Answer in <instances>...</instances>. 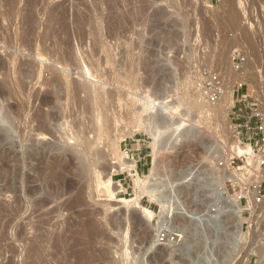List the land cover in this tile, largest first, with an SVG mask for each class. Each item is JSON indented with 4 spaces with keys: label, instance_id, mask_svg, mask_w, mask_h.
<instances>
[{
    "label": "rangeland",
    "instance_id": "1",
    "mask_svg": "<svg viewBox=\"0 0 264 264\" xmlns=\"http://www.w3.org/2000/svg\"><path fill=\"white\" fill-rule=\"evenodd\" d=\"M102 44L110 46L111 53L104 52ZM236 53L243 55L244 61L232 63ZM244 53H250L249 57ZM244 63L248 70L241 71ZM120 64L129 65V70L124 69L130 73L128 79L132 78L122 84L116 76L127 72ZM235 66L244 75H239ZM132 67L138 71L130 70ZM213 79L219 83V95L225 88L230 96V112L218 116L214 125L224 129L225 150L198 110L199 103L218 101L210 99ZM188 80L193 82L188 85ZM87 83L101 92H110L115 111L119 109L109 129V140L119 143L118 137L122 136V152L125 148L135 150V141L140 140L147 167L138 166L139 174L115 172L119 157L114 152L106 158H94L82 144L88 131L87 104L83 105L87 94L79 89L80 84ZM130 84H136V88L132 86L130 90ZM2 93L0 105L8 108L6 112L20 133L14 132L0 144V264L261 263L264 219L257 214L251 219L242 216L238 221L223 216L219 225L231 223L232 229H216L207 211L218 184H223L231 196L239 194L227 185L233 170H248L250 180L257 177L248 143L239 142L232 133L237 124L232 121V112L241 96L264 109V0H0ZM54 93L58 101L43 108L57 115L49 123L52 136L33 138L32 129L39 125L34 114L40 109V99ZM65 93L71 95L67 102ZM123 102L126 108L119 107H124ZM151 102L144 111L142 105ZM68 103L71 114L63 110ZM250 113L249 108L244 110L245 116ZM124 115L126 120L122 119ZM174 121L182 124L184 132L167 141ZM155 129L162 131L161 163L156 174L158 192L155 197L143 195L137 200L154 212L147 224L140 215L129 214L130 209L120 200L134 198L140 184L138 176L147 179L150 175L153 155L148 131ZM42 145L74 156L72 165L63 161L67 169L59 181L54 179L58 169H36L37 162L29 157L31 149L39 150ZM102 145L103 142L96 144L95 155H100ZM231 151L234 154H228ZM81 164L91 165L92 172L84 173ZM187 174L189 187L177 185L179 178ZM111 178L121 184L116 195L119 201L108 199ZM29 186L38 188L31 198L28 196L30 199L26 196ZM45 195L49 202L40 207ZM180 206L189 212L185 211L188 216L203 213L204 217L198 219L201 223H194V227L185 218L177 219L175 226L182 234L176 233L181 240L168 239L160 247L157 243L150 247L149 236L156 229L157 216L176 208L184 213ZM246 221L250 225L244 224L242 231ZM190 232L193 233L188 235ZM78 254H83L79 262Z\"/></svg>",
    "mask_w": 264,
    "mask_h": 264
},
{
    "label": "bare ground",
    "instance_id": "2",
    "mask_svg": "<svg viewBox=\"0 0 264 264\" xmlns=\"http://www.w3.org/2000/svg\"><path fill=\"white\" fill-rule=\"evenodd\" d=\"M227 8H229L230 10H231V8L230 7H227ZM228 10V9H227ZM229 10V11H230ZM226 11V10H225ZM228 11V12H229ZM230 13V12H229ZM249 27V26H248ZM247 31H248V29H247ZM245 33H247V32H245ZM248 33H249V31H248ZM243 34H244V31H243ZM245 35V34H244ZM246 37V36H245ZM248 37H249V34H248ZM251 38H253V37H251ZM258 38H259V36H258ZM253 41V40H252ZM240 42H241V40H240ZM246 41H244V43H245ZM249 43V42H248ZM255 43V42H254ZM247 44V43H246ZM245 44V45H246ZM252 44V43H251ZM250 44V45H251ZM250 45H248V46H250ZM254 45V44H253ZM108 46V45H107ZM106 45L104 46V44H102L101 45V48L104 50V52H106V53H111L110 51L112 50V48H110V46L109 47H107ZM247 48V47H246ZM111 49V50H110ZM245 50V49H244ZM253 50V49H252ZM252 50H250V51H252ZM103 52V53H104ZM248 52V51H247ZM113 54V53H112ZM111 54V55H112ZM240 54V53H239ZM242 54H243V50H242ZM250 54V53H249ZM248 53L247 54H245L244 53V55L246 56L247 55V57H249L248 55H249ZM110 55V54H109ZM108 55V56H109ZM107 55H106V57H107V59L109 58ZM241 56H243V55H241ZM112 57H113V55H112ZM246 58V57H245ZM111 59V58H110ZM248 59V58H247ZM109 60V59H108ZM249 60V59H248ZM250 61V60H249ZM111 62H113V61H111ZM130 63H132V62H130ZM113 64V63H112ZM135 64H136V62H135ZM111 65V64H110ZM117 65H118V63H117ZM130 65H132V64H130ZM246 65H247V63H244L243 65H242V68H241V71L242 70H245L247 67H246ZM113 67H115V65H112ZM111 66V67H112ZM129 65H127L126 67H128ZM133 66V65H132ZM117 67V66H116ZM119 67V66H118ZM122 67V65L120 64V68ZM126 67H122L121 69H123V70H126L127 68ZM136 67V66H135ZM138 67V66H137ZM136 67V68H137ZM124 68H126V69H124ZM133 68V67H132ZM135 68V69H136ZM114 69H116V68H114ZM134 68L133 69H131L130 68V70H135ZM112 70V69H111ZM120 70V69H119ZM127 70H129V69H127ZM127 70L125 71V72H127ZM247 70H248V68H247ZM112 71H114V70H112ZM116 71H118L117 69H116ZM122 71V70H121ZM121 71H119V73L121 72ZM135 71H138V70H135ZM240 71V70H239ZM241 71H240V73H239V75L240 74H243L244 75V73L245 72H242L241 73ZM132 72V71H131ZM112 73V72H111ZM237 73V72H236ZM115 74H117L116 72H115ZM121 74V73H120ZM123 74V73H122ZM129 74V75H128ZM137 74V73H136ZM171 74V73H170ZM111 76H113L112 74H111ZM110 76V77H111ZM116 76V75H115ZM130 76V73H128L127 72V75H126V73H124V75L123 76H120V75H118L117 74V78H116V80L118 81V83H120L121 82V84H122V82H124V80H131V79H128V77ZM132 77H133V75H132ZM113 78H114V76H113ZM188 79H190V78H188ZM111 80V79H110ZM114 79H112V81H113ZM116 80H114V82L116 81ZM134 80V79H133ZM137 80V79H136ZM185 80H187V78L185 79ZM185 80H184V82H185ZM191 81V80H190ZM126 82V81H125ZM129 82V81H128ZM131 82V81H130ZM136 82V81H135ZM134 82V83H135ZM188 82H189V80H188ZM191 82H193V81H191ZM191 82H189V84L188 85H190V83ZM113 83V82H112ZM132 83H133V81H132ZM85 84V83H84ZM116 84V83H115ZM125 84V83H124ZM126 84H128V83H126ZM138 84V83H137ZM195 84V83H194ZM193 84V86H195ZM81 85V89H79V91L81 90V91H84V92H86V98H85V102H83V105H84V103L85 104H87L86 105V112H87V120H88V131H86V133L84 134V140L82 141V144L89 150V152L90 153H92V154H94V155H90V156H92V157H101V158H106L107 156H109L108 154H111L110 152H114L115 153V155L114 156H118L119 157V163L114 167L115 168V172H117V173H122V172H125V173H127V175H131V173H133V175L135 176V174H137V173H134V172H131V169H133L134 168V166H135V161L134 160H131L130 158H128L125 154H124V152H122L121 150H120V147H119V144H120V141L122 140V136H120L119 135V137H118V141H119V143H116V140H109V137H110V131H109V129H110V127H111V125H112V123H113V118H115V116L117 115L116 113V111H118L119 109V107H122V108H126L125 107V103L123 104L124 105V107L123 106H119L117 109L118 110H116L115 111V109H116V106H114V102L112 103V94L110 93V92H101V91H99L98 89H96V88H93V87H91V86H89L88 85V83H87V85H82V84H80ZM79 85V86H80ZM131 85V84H130ZM136 85V84H135ZM133 86V85H131V87H129V88H131L130 90H132V86L133 87H135L136 88V86ZM187 85V86H188ZM192 85V84H191ZM117 86H119V84H117ZM122 86V85H121ZM126 86V85H125ZM185 86V85H184ZM76 87V86H75ZM78 87V86H77ZM123 87H124V85H123ZM189 87H192V86H189ZM188 87V88H189ZM126 89H127V87H125ZM125 88H123V90H125L126 91V89ZM129 88H128V90H129ZM185 88H187V87H185ZM195 88V87H194ZM223 88V87H222ZM189 89H191V88H189ZM75 90V89H74ZM73 90V91H74ZM116 90V89H115ZM130 90H129V92H130ZM77 91V90H76ZM221 91V90H220ZM120 92H122V91H120ZM128 93V92H127ZM220 93V92H219ZM71 94V93H70ZM1 95H3V93L2 94H0V96ZM40 95V94H39ZM38 96V95H37ZM69 96H71V95H69V94H64V96L63 97H65L66 98V102H67V100L69 101ZM115 96V95H114ZM118 96V95H117ZM119 96H120V94H119ZM124 96V95H123ZM121 97H122V95H121ZM120 97V98H121ZM219 97L220 98H218V101L215 103V104H212L211 102L209 103L208 102V104H203V103H199V105H198V110L200 111V113L201 114H203L201 117H203L204 116V121H206L205 123H207L208 122V125H209V127H211L210 129H211V131H212V133L211 134H215L214 136H216V137H218L219 139H220V142H218L219 143V145H220V147L222 148V149H224L225 148V146H226V141L224 140V129L222 130L221 128H219V127H217V126H214L215 125V121L218 119V116H220V115H226V114H228L229 112H230V104H229V102H230V96H229V94H228V92L225 90V88H224V90L222 91V94H220L219 95ZM58 99H59V96L57 95V94H51L50 96H44L43 95V97H42V99H40V109H39V111H38V113H37V115H35L34 114V117H36V118H34V119H38V122L39 123H37L36 122V124H39V125H37V128L36 129H32V135H33V138L34 137H38V139L39 138H45V137H47V136H52V132H51V130H50V128H49V123L51 122V121H53V120H55L54 119V117L53 116H55V115H53V113L52 112H44L43 111V108L44 107H48L49 105H52V103L54 102V103H56L55 101H58ZM61 100V99H60ZM65 100V99H64ZM73 100V99H72ZM71 100V101H72ZM122 100H124V98L122 97ZM130 100V99H129ZM120 101V100H119ZM87 102V103H86ZM121 102V101H120ZM126 102V101H125ZM133 102H135L134 101V99H133ZM70 103V102H69ZM69 103L67 104V106H65V105H63L64 106V108H63V110L65 111V112H67V113H70V106L71 105H69ZM72 104H73V102H71ZM70 103V104H71ZM81 103V102H80ZM122 103V102H121ZM137 103V102H136ZM58 104V103H57ZM65 104V103H64ZM120 103L118 102V105H119ZM129 104H131V101H130V103ZM150 104H153V102H151V103H145V104H143L142 106H143V108L142 109H145L144 111H146L148 108H150ZM83 105H79L80 107H82ZM122 105V104H121ZM132 105H133V103H132ZM136 105V104H135ZM61 106V105H60ZM141 106V107H142ZM37 107H38V105H37ZM133 107V106H132ZM136 107V106H135ZM82 108H85V106H83ZM130 108V106L128 107V109ZM131 109V108H130ZM135 109V108H134ZM6 110H8V108H6ZM6 110H5V108H3L1 105H0V112L2 113V116H1V120H0V144H2V143H4V142H6L7 140H9L11 137H12V134L14 133V132H16L17 134L18 133H20V131H18V130H16L15 128H14V125H13V118L9 115L10 113L7 111L6 112ZM120 110H123V109H121L120 108ZM132 110V109H131ZM141 110V109H140ZM62 111V110H61ZM64 111H62L63 112V114L65 113ZM72 111V110H71ZM128 111V110H127ZM130 111V110H129ZM120 112V111H119ZM124 112V111H123ZM131 112V111H130ZM134 112H139V110L137 111V110H135ZM66 113V114H67ZM126 115H127V113L126 112H124ZM136 113H135V115H136ZM55 114V113H54ZM71 114V113H70ZM116 114V115H115ZM120 114H122V111L120 112ZM120 114H118L119 116H121ZM131 114V113H130ZM60 115V114H59ZM134 115V116H135ZM172 115V114H171ZM171 115H170V117L169 118H172L171 117ZM57 116V115H56ZM55 116V117H56ZM66 116H68V115H66ZM123 116V115H122ZM125 116V115H124ZM131 115H129V118H133V117H130ZM65 117V116H64ZM118 117V116H117ZM126 117L127 116H125L124 118L122 117V119H124V120H126ZM117 119H119V118H117ZM134 119V118H133ZM136 119V118H135ZM168 120H172V119H167V121ZM34 121V120H33ZM127 121H129L128 119H127ZM127 121H125L126 123H127ZM166 121V120H165ZM168 123V122H167ZM171 123V122H170ZM159 124H161V123H159ZM161 125H163V124H161ZM170 124H168V126H169ZM173 125H174V127H173ZM171 126H172V133L170 134V136H169V139H167V141L169 140V141H173L174 140V138L176 137V136H179V134H181L182 132H184V130L182 131V124H176V122L174 121V122H172L171 123ZM207 126V125H206ZM164 127H167V126H165L164 125ZM170 127V126H169ZM232 128V127H231ZM207 129H209V128H207ZM209 129V130H210ZM187 130V129H186ZM208 130V131H209ZM147 131V130H146ZM182 131V132H181ZM188 131V130H187ZM207 131V130H206ZM207 131V132H208ZM210 131V132H211ZM31 132V131H30ZM192 133V132H191ZM190 133V134H191ZM232 133H234V131H232ZM29 134V133H28ZM27 134V136H29ZM148 134H149V136H150V138H151V140H152V142L150 143V147H151V149H152V155H153V161H152V167H151V171H150V175H149V177L146 179V178H144V177H139L138 176V178H139V181H140V184L136 187V190H138L137 192V195L134 197V198H132V199H129V200H120V201H122L121 203L122 204H124L125 206H127L126 208L127 209H130V212L131 213H129V214H131L133 217H135L136 215L134 214V212H138L139 213V215L141 216V218H143V219H145V221L147 222V224L150 222V220L153 218V216H154V212L152 211V210H150V209H148V208H146V207H143V206H141L140 204H138L137 203V200H138V198H140L141 196H143V195H149V196H152V197H155L156 196V192H158L157 191V187H156V180L158 179H156V174H157V172H158V169L160 168L159 167V164L161 163V161H159L160 160V148H161V144H160V142H159V137H160V135L162 134V131H160V130H158V129H155V130H150V131H148ZM210 134V135H211ZM21 135V134H20ZM19 135V136H20ZM88 135H91L92 137H88ZM235 136H236V134H235ZM235 136H234V138H235ZM32 137V136H31ZM174 137V138H173ZM226 137V136H225ZM29 138V137H28ZM26 139V138H25ZM31 139V138H30ZM172 139V140H171ZM190 139V138H189ZM27 140V139H26ZM35 140V139H34ZM228 141V140H227ZM231 141V140H230ZM36 142V141H35ZM100 142H103V145H102V149L100 150V152H98V154H100V155H95V154H97V153H95V151H94V149H95V147H96V144H98V143H100ZM113 143H115V148L113 147ZM166 144H168V143H166ZM189 144V143H188ZM201 144V143H200ZM77 145V144H76ZM227 147V146H226ZM73 148V147H72ZM75 148V147H74ZM36 149V148H35ZM112 149H113V151H112ZM63 149H61L60 150V148L59 149H56L55 147H52V146H50V145H42L41 146V148H39V150H36V151H34L33 149H31L30 151H32V153L33 154H31V152H30V155H29V157L30 158H33L34 159V161H36L37 162V167H36V169H39V170H42V168L43 169H46L47 171H48V169H58V172H54V175H50V176H54V179H60L62 176H65L64 174H66L65 172H66V169H67V166H65V164L63 165V161H67L68 162V164L69 165H72L73 164V161H74V156L72 155V153H70V152H68V151H62ZM76 150V149H75ZM75 150H74V152H75ZM225 150V149H224ZM228 150H230V149H228ZM231 150H232V148H231ZM38 151V152H37ZM118 151H120L118 154H117V152ZM53 152H56L55 154H53ZM113 153V154H114ZM232 153L234 154V152L233 151H231V153L229 152L228 154H231L232 155ZM51 154V155H50ZM113 156V155H112ZM19 157V156H18ZM162 157V156H161ZM27 158H28V156H27ZM227 159V158H226ZM224 160V159H223ZM249 161V160H248ZM16 162L18 163L19 161H18V158H16ZM18 165H19V163H18ZM20 165H21V163H20ZM226 165H228V164H226ZM81 166L83 167V171H84V173H91L92 172V169H91V165H89V164H84V165H82L81 164ZM16 167H17V165H16ZM18 168V167H17ZM33 168H34V166H33ZM29 169H30V167H29ZM31 169H32V166H31ZM35 169V170H36ZM106 169V168H105ZM34 170V169H33ZM32 170V171H33ZM45 170V171H46ZM19 171V170H18ZM17 171V172H18ZM37 171V170H36ZM36 171H34V173L36 172ZM44 171V172H45ZM52 171V170H51ZM41 173H43V172H41ZM40 172H38V174H41ZM52 173V172H51ZM37 174V175H38ZM45 174H46V172H45ZM47 175V174H46ZM158 175V174H157ZM188 175L189 174H187V175H185V176H183V177H181V178H179L180 179V183H177V185H181V186H185V185H187L188 187H189V180H190V178H188ZM43 176V175H42ZM49 176V175H48ZM17 177H19V176H17ZM30 177V176H29ZM45 177V176H44ZM46 178H47V176H46ZM45 178V179H46ZM261 178L262 179H264V173L263 174H261ZM49 179V178H48ZM62 179V178H61ZM142 179H144V180H142ZM178 179V180H179ZM29 180V182H30V178L28 179ZM27 180V181H28ZM53 180V179H52ZM178 180H177V182H178ZM44 181V180H43ZM56 181V180H55ZM59 181V180H58ZM57 182V181H56ZM218 182V181H217ZM43 184V183H42ZM45 185H46V181H45ZM45 185H44V187H45ZM48 185V184H47ZM217 186H219V189H215L216 190V192H215V194H213L212 195V199H211V204L209 205V208H208V211L207 212H209L210 214H209V218L211 219V221L213 220V219H217V217H216V214H213L212 212H211V208L212 207H218L219 205H220V203L221 204H223L224 205V207L226 208L225 209V215H223V216H228V217H230L229 219H231V217H233V218H235V220H240V217H242V215H241V212H242V207L239 205V203L236 201V200H234V196H231V195H229V193L228 192H226L225 191V189L223 188V184L221 185V184H218ZM216 186V187H217ZM221 186V187H220ZM31 186H29V189H28V191L27 190H25V191H27V197L29 196L30 198L32 197V195L33 194H35V192L38 190V188H30ZM173 187H175V185L173 186ZM18 188V187H17ZM20 188V187H19ZM47 188V187H46ZM43 189V188H42ZM121 189H122V187H121V184L118 182V183H115V182H113L112 181V178H111V182H110V185H109V187H108V189H107V193H108V191H110L108 194V199L109 200H115V201H119V200H117V198H116V195L119 193V191H121ZM173 189H176V188H173ZM49 191V190H48ZM48 191H46V193H49ZM68 191H69V189H68ZM53 192V191H52ZM64 192H66V191H64ZM54 193V192H53ZM59 193V192H58ZM49 195V194H48ZM46 196L47 198H46V200H42L39 204H40V207H41V205L43 206L44 204H45V202L46 201H48L49 202V196H51V195H49V196ZM54 196V195H53ZM52 196V197H53ZM61 196V195H60ZM63 196H64V194H63ZM28 197V198H29ZM51 197V198H52ZM29 198V199H30ZM50 198V199H51ZM57 198V197H56ZM27 199V198H26ZM45 199V198H44ZM48 199V200H47ZM19 200V199H18ZM17 200V201H18ZM36 200V199H35ZM57 200V199H56ZM28 201H30V200H28ZM38 201H40V200H38ZM51 201V200H50ZM19 202V201H18ZM47 202V203H48ZM249 203L250 204H253V201H252V199L249 197ZM36 204H38V203H36ZM36 204H33V205H35L36 206ZM46 205V204H45ZM254 205V204H253ZM39 207V206H38ZM43 207H45V206H43ZM43 207H42V209H43ZM177 207H179V206H177ZM254 207H255V205H254ZM37 208V207H36ZM180 208H182L181 206H180ZM38 209V208H37ZM175 209V208H174ZM183 209V208H182ZM181 210V209H180ZM180 210H178L177 208L175 209V210H171V212L170 213H168V214H165L166 215V217L167 216H170L171 217V219L173 220V219H179V218H181L182 217V215H184V216H186L189 212H187L186 210H184V213L183 212H181ZM37 211V210H36ZM127 211H129V210H127ZM187 212V214H186V212ZM206 212V213H207ZM205 213V214H206ZM208 214V213H207ZM130 215V216H131ZM131 216V217H132ZM188 216V215H187ZM190 217H192V219H195L196 217H194V216H190ZM254 218H255V216H253ZM233 218H232V220H233ZM257 218V217H256ZM210 219H208L209 221H210ZM222 219V217L220 218V219H217L216 221H213L212 223H218L219 224V222H220V220ZM228 219V220H229ZM259 219V218H258ZM210 221V222H211ZM209 222V223H210ZM223 222V221H222ZM256 222V221H255ZM190 223H193V224H190V225H192V226H194V227H196L195 225H194V223H196V221H190ZM197 223H201L200 221L199 222H197ZM235 224V223H234ZM239 224V223H238ZM237 224V225H238ZM198 225V224H197ZM202 225V224H201ZM148 226V225H147ZM189 226V225H188ZM24 228V227H23ZM148 228V227H147ZM149 228H150V226H149ZM148 228V229H149ZM186 228V227H185ZM192 228V227H191ZM197 228H199V225H198V227ZM235 228V227H234ZM238 228H239V226H238ZM21 229V228H20ZM85 230V229H84ZM85 231H87V230H85ZM151 231V230H150ZM189 231H192V230H189ZM193 231H195V230H193ZM22 232V231H21ZM89 232V231H88ZM92 232V231H91ZM152 232V231H151ZM176 232H178V234H182V232H179V230H178V228L177 227H175L174 229H172V231H171V233L172 234H174V235H178ZM187 232H188V229H187ZM186 232V233H187ZM234 232V231H233ZM191 233H193V232H190L188 235H190ZM228 233H230V232H228ZM232 233V232H231ZM230 233V234H231ZM19 234V233H18ZM196 234V233H195ZM226 234V233H225ZM20 235V234H19ZM155 235H157V228L155 229V231L153 230V234L151 233V235L149 236V237H151L152 236V240H150L151 241V243H149L150 244V247L151 246H154V245H156V242H157V239L155 240ZM229 235V234H228ZM232 235V234H231ZM236 235V234H235ZM179 236H181V235H179ZM233 236V235H232ZM188 237V236H187ZM193 237V236H192ZM195 237V236H194ZM193 237V238H194ZM227 237V236H226ZM238 237V236H237ZM244 237V236H243ZM253 237V236H252ZM95 238V237H94ZM93 238V239H94ZM189 238V237H188ZM187 238V239H188ZM223 238H224V235H223ZM229 238H230V236H229ZM236 238V237H235ZM244 239V238H243ZM192 240V239H191ZM226 240L228 241V237L226 238ZM230 240V239H229ZM234 240V239H233ZM189 241V240H188ZM224 242V241H223ZM233 242H235V241H233ZM253 242V241H252ZM257 243V242H256ZM222 244V243H221ZM236 245V244H235ZM242 245V244H241ZM250 245V244H249ZM260 245V244H259ZM158 246V245H157ZM232 246V245H231ZM234 246V245H233ZM261 246H263V245H261ZM66 247V246H65ZM68 247V246H67ZM160 247V246H159ZM257 247V246H256ZM250 248V247H249ZM259 248V247H258ZM262 248V247H261ZM254 250V249H253ZM256 250V249H255ZM258 250V249H257ZM221 252V251H220ZM223 252V251H222ZM260 252H261V254L260 255H262L263 256V258H262V261H261V263L260 264H264V248H262L261 250H260ZM81 253V252H80ZM84 254V253H83ZM83 254H78L77 255V258L76 259H78V262H79V260H81V258L83 257ZM224 254V253H223ZM260 257V256H259ZM67 261V260H66ZM260 261V260H259ZM131 263V262H130ZM136 263V262H135ZM67 264V263H66ZM79 264V263H78ZM127 264V263H126ZM132 264V263H131ZM140 264V263H139Z\"/></svg>",
    "mask_w": 264,
    "mask_h": 264
},
{
    "label": "built area",
    "instance_id": "3",
    "mask_svg": "<svg viewBox=\"0 0 264 264\" xmlns=\"http://www.w3.org/2000/svg\"><path fill=\"white\" fill-rule=\"evenodd\" d=\"M242 61H244L243 57L238 53H236L232 58V63ZM235 69L239 70V67L235 66ZM210 86V99L211 101H215L219 97V83L216 79H213ZM241 86L242 85L239 84L238 88H241ZM233 108L234 111L232 112V121L237 123L234 125L236 139L239 142L245 141L248 143L251 152L250 154L253 155V166L257 169V177L250 180L248 170L237 172L233 170V173L227 177V185H229L233 191H238L239 194L234 195V200H236L242 207L241 215L244 218L247 215V219H251L257 214L260 218L264 219V179L261 178V172H264V109L260 108L255 103H247L245 96H241L240 99H237L236 105H234ZM246 108H249L251 111L249 116L244 115V110H246ZM135 142V145L137 146L135 150L132 151V149L125 148L123 152L128 158L135 161V166L131 169V172L138 173V166H140V168H146L147 165L145 163V156H141V147L139 144L140 140ZM225 191L228 192L227 190ZM249 197L252 199L255 207L253 204L249 203ZM225 209L224 205L220 203L218 207H212L211 212L216 214L217 219H220L223 215H225ZM195 217V219H192L190 216L182 215L181 218H185L188 222L194 220L197 223L201 221L198 219H202L204 215L203 213H199ZM217 219H213L212 221H216ZM176 221V218L172 220L170 216L166 217L165 214L157 216L155 227L157 228L156 243L158 246L164 245L168 239L171 241L176 240L177 242L181 240V236L171 233L172 229L176 227ZM244 224H246L247 227L250 225L247 221L242 223V231L244 229ZM213 225H215L214 228L216 227V229L220 227L227 230L232 229L231 223H223L222 225L213 223Z\"/></svg>",
    "mask_w": 264,
    "mask_h": 264
},
{
    "label": "water",
    "instance_id": "4",
    "mask_svg": "<svg viewBox=\"0 0 264 264\" xmlns=\"http://www.w3.org/2000/svg\"><path fill=\"white\" fill-rule=\"evenodd\" d=\"M121 214H124V211L121 212ZM135 215L139 216L138 212H134Z\"/></svg>",
    "mask_w": 264,
    "mask_h": 264
}]
</instances>
